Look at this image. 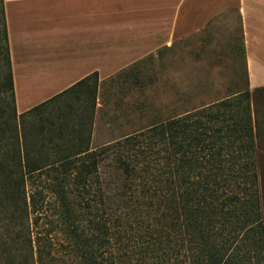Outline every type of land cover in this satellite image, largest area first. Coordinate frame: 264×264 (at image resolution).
Here are the masks:
<instances>
[{
	"label": "trees",
	"instance_id": "obj_1",
	"mask_svg": "<svg viewBox=\"0 0 264 264\" xmlns=\"http://www.w3.org/2000/svg\"><path fill=\"white\" fill-rule=\"evenodd\" d=\"M0 41V264H232L242 247H264V88L152 118L95 148L96 117L107 114L97 73L18 115L3 0ZM151 57L108 82L139 83L133 71ZM33 114L40 123L19 129Z\"/></svg>",
	"mask_w": 264,
	"mask_h": 264
},
{
	"label": "crops",
	"instance_id": "obj_2",
	"mask_svg": "<svg viewBox=\"0 0 264 264\" xmlns=\"http://www.w3.org/2000/svg\"><path fill=\"white\" fill-rule=\"evenodd\" d=\"M3 4L18 115L93 73L100 87L225 15L239 22L248 88H264V0H3Z\"/></svg>",
	"mask_w": 264,
	"mask_h": 264
},
{
	"label": "rangeland",
	"instance_id": "obj_3",
	"mask_svg": "<svg viewBox=\"0 0 264 264\" xmlns=\"http://www.w3.org/2000/svg\"><path fill=\"white\" fill-rule=\"evenodd\" d=\"M138 68L133 73L139 74V83H135L131 76L121 75L98 88V100L100 103L107 102V114L96 117L92 147H100L140 126H146L152 118L175 115L249 89L243 68L239 22L237 17L230 15L219 17L193 38L177 42L169 50L156 52ZM256 96L261 133L256 171L264 209V91ZM117 100L122 102L118 109L114 106ZM134 103L143 104L141 113L131 112ZM57 104L48 106L42 116L53 114ZM139 118L141 122H137ZM39 123L40 118L33 114L26 117L23 124L19 123V129ZM24 191L29 199L32 187L28 180ZM241 250V258H236L238 260L232 264H264V247H242Z\"/></svg>",
	"mask_w": 264,
	"mask_h": 264
}]
</instances>
